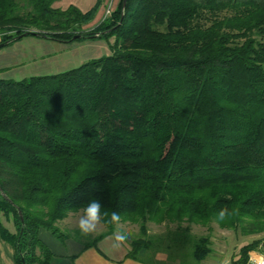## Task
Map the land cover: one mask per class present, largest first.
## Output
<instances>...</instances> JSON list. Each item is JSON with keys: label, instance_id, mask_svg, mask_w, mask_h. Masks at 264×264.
Returning <instances> with one entry per match:
<instances>
[{"label": "trees", "instance_id": "16d2710c", "mask_svg": "<svg viewBox=\"0 0 264 264\" xmlns=\"http://www.w3.org/2000/svg\"><path fill=\"white\" fill-rule=\"evenodd\" d=\"M55 1L0 0V49L114 41L63 72L0 77V232L16 264H50L40 230L65 241L58 222L92 199L140 224L132 258L152 247L150 220L264 233V0H120L92 28L98 6ZM211 252L210 236L195 241L196 261Z\"/></svg>", "mask_w": 264, "mask_h": 264}, {"label": "rangeland", "instance_id": "374dc122", "mask_svg": "<svg viewBox=\"0 0 264 264\" xmlns=\"http://www.w3.org/2000/svg\"><path fill=\"white\" fill-rule=\"evenodd\" d=\"M92 27L93 25L85 26V28ZM92 42L95 41L62 43L35 36L23 37L12 45L0 49V67H7L0 72V77L20 80L35 75L56 74L77 67L90 60L85 57H88L87 53L90 49L88 45ZM75 58L77 61L68 65ZM79 212L70 213L57 224L62 232L69 235L67 239L75 238V232L78 231L76 218ZM3 222L10 229H14L12 222L5 218ZM121 226L131 233L127 240L129 244L141 237L139 223L123 220ZM106 230L107 227L103 224L95 234L88 237L80 236L81 241L82 243L93 241ZM147 230L148 235L143 238L152 246L148 252V259L158 264H232L240 257L243 246L258 239L264 240V233H246L240 227L237 229L222 227L216 220L208 224L190 223L185 220L182 222L150 220L147 222ZM203 236H210L212 252L205 260L198 262L192 252L195 241ZM253 252H260L263 254L261 257L264 258V245L261 244L260 250Z\"/></svg>", "mask_w": 264, "mask_h": 264}, {"label": "crops", "instance_id": "0c3cea01", "mask_svg": "<svg viewBox=\"0 0 264 264\" xmlns=\"http://www.w3.org/2000/svg\"><path fill=\"white\" fill-rule=\"evenodd\" d=\"M119 3L120 0H56L54 6L63 10L70 6H75L82 12H87L95 6H98V11L94 20L87 25L88 27L90 25H93L94 27L108 18L117 8ZM108 9L111 10L109 16H107ZM111 39L109 41L87 40L95 42L89 43L88 47L90 49L87 53L88 57L85 58L94 59L103 55H109L111 53L110 44L114 41V39L112 41ZM102 43H104L103 45L105 48H103ZM103 52L105 53L103 54ZM74 61H77V59L75 58V60H71L68 65L73 64ZM81 62L82 61H80V63ZM6 68V66L0 67V72ZM40 238L54 254L50 264H158L148 259V252H142L137 258L128 256L131 250L130 244L126 241L119 247H115L113 234L107 235L98 241L96 245L89 247H85V243H82V241L76 238L61 241L47 229L40 230ZM261 255L263 256L260 252H252V254H250V259L259 258ZM251 263L254 264L252 261L249 264ZM0 264H16L14 248L2 238L1 232Z\"/></svg>", "mask_w": 264, "mask_h": 264}, {"label": "clouds", "instance_id": "9594fccd", "mask_svg": "<svg viewBox=\"0 0 264 264\" xmlns=\"http://www.w3.org/2000/svg\"><path fill=\"white\" fill-rule=\"evenodd\" d=\"M226 210L222 209L219 213L221 219L224 218ZM116 225V231L113 233L114 246L119 247L125 243L131 236V233L121 226V217L119 213L108 212L104 209L99 199L90 200L79 212L76 218V228L82 237H88L95 234L103 224Z\"/></svg>", "mask_w": 264, "mask_h": 264}, {"label": "built area", "instance_id": "2783aa9c", "mask_svg": "<svg viewBox=\"0 0 264 264\" xmlns=\"http://www.w3.org/2000/svg\"><path fill=\"white\" fill-rule=\"evenodd\" d=\"M111 14V10L110 9H108L107 10V16H109ZM253 262L254 264H264V258H262V257H259V258H251L250 260H249V263L250 262ZM248 263V264H249Z\"/></svg>", "mask_w": 264, "mask_h": 264}, {"label": "water", "instance_id": "95a60500", "mask_svg": "<svg viewBox=\"0 0 264 264\" xmlns=\"http://www.w3.org/2000/svg\"><path fill=\"white\" fill-rule=\"evenodd\" d=\"M124 5H125V3H124ZM9 42H5V43H3V44H1L0 46H5V45H7Z\"/></svg>", "mask_w": 264, "mask_h": 264}]
</instances>
